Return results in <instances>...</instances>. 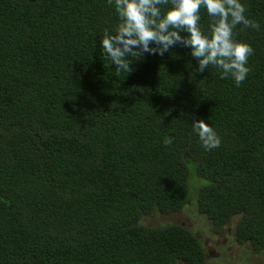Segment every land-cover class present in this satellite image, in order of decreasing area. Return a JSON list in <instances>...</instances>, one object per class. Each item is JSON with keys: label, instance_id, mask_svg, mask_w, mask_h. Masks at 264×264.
I'll return each mask as SVG.
<instances>
[{"label": "trees", "instance_id": "trees-1", "mask_svg": "<svg viewBox=\"0 0 264 264\" xmlns=\"http://www.w3.org/2000/svg\"><path fill=\"white\" fill-rule=\"evenodd\" d=\"M246 5L259 27L235 29L254 49L236 86L179 44L116 76L107 0H0V264H207L191 229L141 220L192 199L264 252V0ZM198 119L218 148L201 146Z\"/></svg>", "mask_w": 264, "mask_h": 264}, {"label": "clouds", "instance_id": "clouds-1", "mask_svg": "<svg viewBox=\"0 0 264 264\" xmlns=\"http://www.w3.org/2000/svg\"><path fill=\"white\" fill-rule=\"evenodd\" d=\"M114 8L117 22L104 29L100 39L106 65H115V75L132 71L134 59L145 54L163 56L175 45L190 49L197 71L209 66L221 79L231 78L239 86L251 71L248 58L254 53L251 43L236 38L237 25L258 28L246 15V0H107ZM201 9L210 18L202 23ZM185 33V34H182ZM191 128L201 146L211 151L221 145L222 137L213 123L194 120ZM173 138L165 136L164 145Z\"/></svg>", "mask_w": 264, "mask_h": 264}, {"label": "rangeland", "instance_id": "rangeland-1", "mask_svg": "<svg viewBox=\"0 0 264 264\" xmlns=\"http://www.w3.org/2000/svg\"><path fill=\"white\" fill-rule=\"evenodd\" d=\"M190 166L194 165L191 163ZM191 181L197 184V175H194ZM193 200L182 210L169 214L157 211L144 215L141 220L148 226H160L170 222L185 225L198 235L204 244L209 255L207 264H264V252L255 254L248 245L237 244L235 235L238 217L217 230L205 215L196 211ZM180 264L187 263L181 261Z\"/></svg>", "mask_w": 264, "mask_h": 264}]
</instances>
